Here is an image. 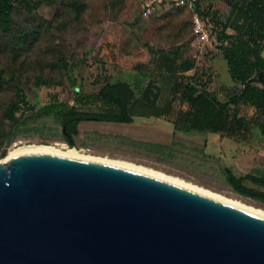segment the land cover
Here are the masks:
<instances>
[{"label": "rangeland", "instance_id": "obj_1", "mask_svg": "<svg viewBox=\"0 0 264 264\" xmlns=\"http://www.w3.org/2000/svg\"><path fill=\"white\" fill-rule=\"evenodd\" d=\"M150 1L36 0L31 13L19 6L12 9L8 28L0 27V160L18 146L65 144L86 155L149 167L264 208V202L233 190L224 172L228 167L235 175L264 173L260 129L253 123L231 154L229 137L187 129L188 106L180 96L189 77L198 74L203 81L210 73V80L201 83L221 100L232 99L240 84L231 80L221 51L226 42H220L218 34L228 24L232 8L245 0H199L210 30L203 43L191 33L188 9L153 0L144 15ZM225 33L234 31L229 26ZM176 48V64L186 61L192 66L177 68L170 76L156 63L155 53ZM150 80L157 95L154 104L142 98ZM117 82L128 83L133 91L130 123L81 121L75 143L69 146L59 121L38 114L53 98L78 109L100 110V102L88 95L105 83ZM20 91L27 105L18 102ZM239 113L250 120L256 116L246 103H239ZM245 184L264 191L247 180Z\"/></svg>", "mask_w": 264, "mask_h": 264}, {"label": "water", "instance_id": "obj_2", "mask_svg": "<svg viewBox=\"0 0 264 264\" xmlns=\"http://www.w3.org/2000/svg\"><path fill=\"white\" fill-rule=\"evenodd\" d=\"M0 264H264V217L139 170L26 151L0 162Z\"/></svg>", "mask_w": 264, "mask_h": 264}, {"label": "trees", "instance_id": "obj_3", "mask_svg": "<svg viewBox=\"0 0 264 264\" xmlns=\"http://www.w3.org/2000/svg\"><path fill=\"white\" fill-rule=\"evenodd\" d=\"M36 0H0V27L8 28L10 14L14 7H22L31 13L36 7ZM200 3H197L198 9ZM200 10V9H199ZM204 13V10H200ZM228 24H224L222 32L218 34L222 56L226 61L228 73L233 82L240 86L235 89L231 100H221L216 91L208 89L201 82H208L210 75L202 81L201 75H192L183 85L181 99L188 106L185 111V122L188 130L210 131L235 139H245L250 126L255 123L264 135V0H245L235 5L228 17ZM234 33H225L227 27ZM156 63L164 67L170 76L177 68L189 70L190 63L176 64L175 57L178 49L156 53ZM259 83L260 85H257ZM150 80L142 92L144 102L154 104L156 94L152 91ZM100 102V110L78 109L74 105L53 98L38 110L40 116H54L60 124L61 136L69 146L74 145V137L81 121H110L130 123L133 117L130 104L133 101V91L128 83H105L97 93L88 95ZM152 96V98H151ZM18 102L27 105L24 92L20 91ZM239 103L250 104L254 107L256 116L247 119L239 113ZM17 108V103H14ZM156 113H159L157 111ZM226 179L233 190L239 194L264 202V191L246 185L249 181L254 185L264 187V173H240L235 175L228 167L224 168Z\"/></svg>", "mask_w": 264, "mask_h": 264}, {"label": "bare ground", "instance_id": "obj_4", "mask_svg": "<svg viewBox=\"0 0 264 264\" xmlns=\"http://www.w3.org/2000/svg\"><path fill=\"white\" fill-rule=\"evenodd\" d=\"M26 151L67 153V154L87 157V158L96 159V160L104 161V162L111 163V164H116V165L128 167L131 169L139 170V171L146 172V173H149V174H152V175H155V176H158V177H161V178H164V179H167V180L179 183V184H183V185L195 188V189L200 190L204 193H207V194L212 195L216 198H219V199L224 200L228 203H231L233 205H236L238 207H241L245 210H248L250 212H253L257 215L264 217V208H262V207H258V206H254L252 204L245 203L239 199L225 197L223 195H220L216 192H213L211 190H208V189L203 188L201 186H198L196 184L186 182V181L179 179L177 177L169 176V175H167L161 171L154 170V169H151L149 167L133 164L131 162H126V161H122V160H118V159H111V158H107V157H97V156L86 155V154L81 153L79 150L71 149L70 147H68L65 144H61L58 147H55L53 145H45V144H29V145H25V146H18L17 148L10 150L8 152V154L3 159L0 160V162H4L8 157H10L13 154L22 153V152H26Z\"/></svg>", "mask_w": 264, "mask_h": 264}, {"label": "built area", "instance_id": "obj_5", "mask_svg": "<svg viewBox=\"0 0 264 264\" xmlns=\"http://www.w3.org/2000/svg\"><path fill=\"white\" fill-rule=\"evenodd\" d=\"M153 1V0H152ZM152 1L146 3V8L143 11V14H147L149 11V6ZM159 3L170 4L176 6H182L188 9L190 12L191 19V33L197 39L198 42L203 43L209 39L210 30L208 28V19L200 10H203V7L200 5V10L197 7V3H200L199 0H157ZM201 4V3H200ZM210 75L206 73L205 77Z\"/></svg>", "mask_w": 264, "mask_h": 264}, {"label": "crops", "instance_id": "obj_6", "mask_svg": "<svg viewBox=\"0 0 264 264\" xmlns=\"http://www.w3.org/2000/svg\"><path fill=\"white\" fill-rule=\"evenodd\" d=\"M232 80V79H231ZM220 135V134H219ZM227 136H222V135H220V138L222 139V138H226ZM231 140H232V142H233V146H232V148L230 147L229 148V151H230V153L232 154L233 152H235V150H236V148L238 147V144H239V142H238V140L239 139H235V138H231V137H229ZM224 153H225V151H223ZM223 152H222V155H223ZM245 153L247 154V151L245 150ZM244 173H247V172H244Z\"/></svg>", "mask_w": 264, "mask_h": 264}]
</instances>
